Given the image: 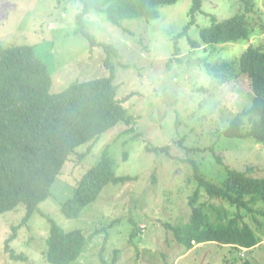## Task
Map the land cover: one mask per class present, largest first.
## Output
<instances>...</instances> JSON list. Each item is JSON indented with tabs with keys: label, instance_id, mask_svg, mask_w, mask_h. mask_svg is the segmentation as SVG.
<instances>
[{
	"label": "rangeland",
	"instance_id": "obj_1",
	"mask_svg": "<svg viewBox=\"0 0 264 264\" xmlns=\"http://www.w3.org/2000/svg\"><path fill=\"white\" fill-rule=\"evenodd\" d=\"M192 1L163 5L159 18L126 19L123 27L94 10L84 15L88 31L98 42L115 44L120 50V58L114 60L115 83L119 95L127 98L124 105L134 122L106 131L91 149V142L80 146L64 165L50 196L27 221L23 222V204L1 214L0 264H50L45 255L50 219L65 230L81 228L86 234L88 243L78 264H112L114 258L115 264H240L246 259L264 264V225L257 226L247 211L245 220L262 239L251 248L215 241L189 249L177 242L166 225L187 221L192 211L189 197L198 181L194 163L188 159L216 182L219 175L226 178V165L239 170L251 167V175L264 176V146L254 139L222 136L214 148L224 164L217 162L210 148L214 133L226 129L234 116L252 105L251 81L238 74L237 58L252 44L264 48V0H253L247 15L253 29L250 39L195 48L190 38L200 40V30L211 24L212 14L227 18L241 5V0H204V12L188 35L179 39L180 51L175 54V37L191 19ZM82 7L79 0H0V44L33 46L53 71L51 91L107 75L103 47L95 45L91 50L84 34L76 32ZM221 61H233L235 69L223 83L206 65ZM135 136L127 146L131 155L124 161L121 143ZM148 146L168 149L155 152ZM107 148L117 160V174L136 178L108 184L79 216L68 217L60 203L73 195L79 180ZM198 201L227 205L204 191ZM228 208L236 212L235 207ZM132 222L144 228L136 243L130 241ZM17 254L27 259L13 257Z\"/></svg>",
	"mask_w": 264,
	"mask_h": 264
},
{
	"label": "trees",
	"instance_id": "obj_2",
	"mask_svg": "<svg viewBox=\"0 0 264 264\" xmlns=\"http://www.w3.org/2000/svg\"><path fill=\"white\" fill-rule=\"evenodd\" d=\"M178 1L79 0L83 7L76 16V32L84 34L91 50L95 45L103 47L106 53L103 63L109 73L85 81L76 80L58 92L51 91L52 69L38 56L33 46L0 44V216L23 204L26 207L23 222L27 221L39 210V204L50 196L64 165L80 146L91 142V149L106 131L123 122H134L124 105L127 98L119 95V87L115 83L114 60L120 58V50L115 44L98 42L88 31L84 15L94 10L105 14L113 25L123 27L126 19H157L161 6ZM203 3L204 0L192 1L191 19L175 37V54L180 51L179 39L188 35L198 14L204 12ZM240 3V9L230 17L212 14L211 24L200 30V40L190 38L193 46L199 48L250 39L253 29L247 15L252 12L253 0H241ZM237 64L238 74L247 75L251 81L253 101L250 108L231 119L226 129L214 133L216 139L210 148L219 164H224L223 157L214 147L222 136L250 138L264 146V48L250 45L237 58ZM206 65L208 72L221 83L235 72L233 61L206 62ZM136 138L122 141L124 161H128L131 155L132 148L128 149V144ZM147 149L160 152L168 147L148 146ZM188 160L194 163L198 187L189 197L192 206L189 219L166 224L177 242L189 249L213 241L246 248L256 246L262 239L245 220V212L251 214L256 225H264V221L259 219L264 217V176L251 175V167L239 170L226 165V178L223 180L219 175L216 178L220 181L216 182L205 176L195 160ZM116 161L109 148L103 151L98 162L79 180L73 195L60 203L64 214L76 218L87 205L94 203L108 184H123L136 178L118 175ZM156 177L153 172V183ZM203 191L212 200L220 199L227 205L214 202L197 204ZM228 206L231 209L235 207L236 212L233 213ZM50 223L45 251L47 261L50 264H78L88 243L86 234L81 228L65 230L52 219ZM132 223L135 228L130 241L136 243L144 228ZM13 257L27 259L21 254ZM115 263L116 258L112 264ZM240 264L252 262L246 259Z\"/></svg>",
	"mask_w": 264,
	"mask_h": 264
},
{
	"label": "clouds",
	"instance_id": "obj_3",
	"mask_svg": "<svg viewBox=\"0 0 264 264\" xmlns=\"http://www.w3.org/2000/svg\"><path fill=\"white\" fill-rule=\"evenodd\" d=\"M213 242H215V241H213ZM216 242H218V241H216ZM221 243V242H220ZM232 245V244H231ZM237 246V245H236ZM242 248H246V247H242Z\"/></svg>",
	"mask_w": 264,
	"mask_h": 264
}]
</instances>
